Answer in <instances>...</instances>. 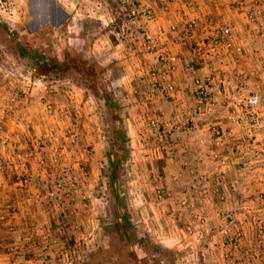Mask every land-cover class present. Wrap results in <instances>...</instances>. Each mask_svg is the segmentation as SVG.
Segmentation results:
<instances>
[{
	"label": "crops",
	"instance_id": "obj_1",
	"mask_svg": "<svg viewBox=\"0 0 264 264\" xmlns=\"http://www.w3.org/2000/svg\"><path fill=\"white\" fill-rule=\"evenodd\" d=\"M55 1L57 5H70L72 10L73 5H108L110 9L118 5L121 16L115 19L113 30L93 29L86 23L79 35L84 40L95 33L97 43H111L113 38H119L116 31L125 24L120 0ZM131 1L155 9L156 26L163 27L166 36L148 50L143 35L127 20L126 24L135 31L122 36L121 44L113 45V51L106 53L111 55L108 61L112 63L116 58L117 64L107 66L103 62L98 69L91 65L80 68L76 64L71 70L90 76L103 72L109 90L118 74L115 91L125 94L128 104L127 107L122 104L125 108L121 117L131 125L136 124L138 137L145 136L144 121L152 117L161 120L164 129L162 132L155 129V139L163 142V146L148 149L141 145L137 153L165 157L163 170L168 189L180 190L177 193L174 190V197L179 195L196 202L200 212L215 226L231 214L246 219L259 210L264 215V207L259 205L264 203V103L256 111L260 129H249V115L242 107L234 114V102L254 93L264 79V0ZM171 27H176V31H171ZM219 27L231 28L232 47L226 45ZM168 53L178 57L173 70ZM51 54L47 50H41L37 56L14 51L11 62L0 59V108L7 111L0 116V264H57L66 232L57 226L56 206L47 201L48 189L56 182L59 167L53 160L71 149L67 163L79 173L84 163L74 155L88 149L98 154L102 148L100 130L94 122L96 95L90 90L82 95L73 81H63L65 67L51 59L65 55L56 53L51 57ZM31 55L45 58L46 62L54 61L43 68L39 84L33 87L8 73L9 69L14 74L17 70L30 73L33 69L27 56ZM46 70L51 74L45 73ZM241 75L248 77H244L240 93L237 80ZM208 77L212 78L209 97L201 103L196 81ZM160 83L164 88L159 87ZM166 86H173L174 90L169 91ZM17 88L26 95H14ZM27 88L31 90L26 91ZM5 89L8 94L3 93ZM11 99L14 104L9 102ZM15 139L21 146L13 145ZM244 228L245 233L251 232L246 222ZM215 230L219 232L217 227ZM219 237L199 249L212 248L221 255L229 249L219 244ZM250 247L255 248L250 243L243 246ZM223 257L194 264H264V258L235 263L224 261Z\"/></svg>",
	"mask_w": 264,
	"mask_h": 264
},
{
	"label": "rangeland",
	"instance_id": "obj_2",
	"mask_svg": "<svg viewBox=\"0 0 264 264\" xmlns=\"http://www.w3.org/2000/svg\"><path fill=\"white\" fill-rule=\"evenodd\" d=\"M17 3L20 4L18 6L22 11V14L17 16L19 23L13 22L7 29L22 38L21 44L25 51L36 56L41 50L52 53L51 57L56 53L65 55L56 58L58 63L65 61L62 80L73 81L82 95L88 94L89 90L91 94L96 95L93 99L96 117L94 122L96 129L100 130L98 132L102 145L101 149L98 148L100 152L97 154L96 150L92 152L88 149L74 155L84 163V166H80L79 173L68 166L67 162L71 156L67 153H70L71 149L59 154L61 155H58L59 159L53 160L55 163L58 162L59 167L56 182L48 189L47 201L56 206L59 215L57 226L66 232L57 264H94L90 261L91 255L96 257L95 264H100L98 261L103 257V251H110L112 247L114 250H111V255L118 259L121 250L120 239L116 234L114 236L111 234L117 227L123 229L126 235L139 244L134 248L130 246L133 249L131 256L138 260V256L142 255L141 260L144 258L151 261V264H194L199 260L217 261L222 256L224 261L234 260L235 263L253 258L262 260L264 258L262 212L255 210L254 214L251 212L252 216H247L246 219L231 214L225 216L222 222L215 226L211 219L209 221V217L200 212L201 209L196 202L182 199L179 195L174 197V190L176 193L180 190L178 187L168 189L165 181L167 174L163 170L165 157L137 153V147L141 145L148 149L151 146H163V142H157L155 139V129L160 132L164 129L161 120L153 126L154 118H147L148 120L144 121L145 136L139 134L138 137L136 124L131 125L132 123L121 117L124 106L127 107L128 104L125 103V94L115 91L118 87L115 83L119 80L118 74L115 75L116 81L113 80L114 85L109 90L104 84L107 75L103 72L90 76L87 72L71 70L76 64L80 68L91 65L98 69L103 62H106V65L111 63V60L108 61L111 55L107 56L106 53L113 51V45H120L121 38H113L111 43H97L93 36L95 33L88 35L84 40L79 33L82 32V24L86 23H90L93 29L99 27L102 30L103 28L107 31L113 30L115 22L109 27H104L103 22L115 21L121 16L118 5L113 9L108 5H73L75 9L72 10L70 5H57L55 0H18ZM0 21L4 22L1 16ZM14 51L16 50L0 29V59L11 62L10 56ZM113 59L114 62L111 64H117L116 58ZM22 65L21 62L19 66ZM8 73L12 77L18 76L19 79L29 74L27 77L32 79V83H37L35 86L39 84L38 78L41 76L33 70L30 73L17 70L14 74L9 69ZM29 90L31 89L27 88L26 91ZM13 92H18L20 97L26 95L20 88L14 89ZM52 107L48 109L51 111ZM64 114L66 111L61 115ZM13 145L21 146V142L16 140V144L13 142ZM48 146L50 142L47 143ZM64 147L66 146L63 145V150L66 149ZM58 188L61 194L55 203L51 201L49 194ZM179 188L182 191L180 185ZM259 205L264 207L262 202ZM245 222L251 230L250 233H245ZM218 236L219 244H223L229 250L223 251L220 255L219 250L199 249L205 242L214 243ZM246 243L254 245L255 248H243ZM139 250L143 254L138 253ZM43 251L46 253L45 249Z\"/></svg>",
	"mask_w": 264,
	"mask_h": 264
},
{
	"label": "built area",
	"instance_id": "obj_3",
	"mask_svg": "<svg viewBox=\"0 0 264 264\" xmlns=\"http://www.w3.org/2000/svg\"><path fill=\"white\" fill-rule=\"evenodd\" d=\"M18 0H0V16L4 20V24L7 26H12L13 22L19 23V15L22 14L21 7L17 3ZM173 1V0H172ZM120 13L123 15V20H130L134 26L135 30H138L140 34L143 35V41L144 46L150 50L153 49L155 44L160 40L163 39L166 36L167 31L161 27L160 25H157V13L155 9L150 7H145L141 5H137L131 0H120ZM127 21H125V24L123 27H121L118 32L116 31V35L121 38L122 36H127L128 34H131L134 32V29H132V26L129 24H126ZM114 21L110 22H103V25L106 27H109L111 24H113ZM155 26L154 32H152L153 27ZM171 31H176V27H171ZM219 34L222 38L226 40V45L229 47L233 46V33L231 28L229 27H219L218 29ZM118 38V39H119ZM123 39V38H122ZM238 52H241V47L237 48ZM167 60L169 62L170 68L173 70L176 67V64L178 63V57L176 55H172L171 53L166 54ZM5 66V65H3ZM14 72V71H13ZM29 74L20 77L21 80L28 83L30 86L34 83H32V79L27 77ZM244 77H248L247 75H241L238 78L239 83V89L238 91L241 93L242 89V83L244 82ZM35 83L34 85H36ZM212 84V78L208 77L204 80H197L196 86H197V97L201 103H204L205 100L209 97L210 93V85ZM160 88H164L163 85L159 84ZM167 90L172 91L174 90L173 86H166ZM4 94H8L6 89L4 90ZM18 92H16L17 95ZM10 103H15L14 99L9 101ZM264 103V79L259 82L256 86V90L254 93L249 95L244 100H238L234 102V114H237L239 111V108L242 107V110L245 114L249 115V122L248 127L250 130L253 131V129H260L261 127V120L257 117L256 111L261 109L262 105ZM6 108L1 107L0 108V116H5L6 114ZM158 120L154 119L152 121V125L156 126V122ZM60 189H56L55 191L51 192L49 194V198L51 201H54L55 203L58 202L59 195H60Z\"/></svg>",
	"mask_w": 264,
	"mask_h": 264
},
{
	"label": "trees",
	"instance_id": "obj_4",
	"mask_svg": "<svg viewBox=\"0 0 264 264\" xmlns=\"http://www.w3.org/2000/svg\"><path fill=\"white\" fill-rule=\"evenodd\" d=\"M7 25L4 24L3 22L0 21V29L3 31V33H5L7 40L9 41V43L11 44V46L16 50L17 53H23L25 52V49L22 47V38L19 37L18 35H15V33H13L14 31H11L9 29H7ZM36 56V55H35ZM27 59L29 60V64L31 65V69H33V71L36 73H40L43 71V68L45 66H50V63L46 60L45 58L42 59H38V57H33L31 56H27ZM56 61V59H55ZM67 63V62H66ZM65 64V61L62 62L60 65V67H63V65ZM52 67H54V64L51 65ZM54 71V70H53ZM45 73L47 74H51L50 71H45ZM53 75V74H52ZM109 93V92H108ZM110 96V94H109ZM115 180V179H114ZM112 236H114L115 234L119 237V241H120V246H121V250L119 251V258L118 259H114V257L111 255V250H114V248H110V251L104 250L103 251V257L98 261L100 264H151V261H147L146 259L141 260V256L139 255V259L136 260L134 257L131 256V254H133V249L130 248V246L133 248L135 247V245H139L138 243L135 242V240H133L131 237L128 236V234L126 235L123 231V229H121L120 227H117L115 232H111ZM130 250V251H129ZM138 253H142V251H137ZM90 261L94 264L97 262L96 261V257L95 255L92 256L90 258Z\"/></svg>",
	"mask_w": 264,
	"mask_h": 264
}]
</instances>
